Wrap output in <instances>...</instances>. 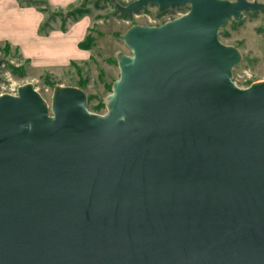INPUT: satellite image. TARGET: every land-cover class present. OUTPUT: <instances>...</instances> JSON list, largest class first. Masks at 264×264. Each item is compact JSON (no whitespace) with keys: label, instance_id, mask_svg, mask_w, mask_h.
Segmentation results:
<instances>
[{"label":"water","instance_id":"water-1","mask_svg":"<svg viewBox=\"0 0 264 264\" xmlns=\"http://www.w3.org/2000/svg\"><path fill=\"white\" fill-rule=\"evenodd\" d=\"M148 3L189 7L121 34L104 112L0 92V264H264V80L218 36L264 2L114 1Z\"/></svg>","mask_w":264,"mask_h":264},{"label":"rangeland","instance_id":"rangeland-1","mask_svg":"<svg viewBox=\"0 0 264 264\" xmlns=\"http://www.w3.org/2000/svg\"><path fill=\"white\" fill-rule=\"evenodd\" d=\"M114 1L125 5L132 0H76L74 4H70L71 6L82 3L88 7L89 11L86 14L90 21L86 33L93 37L87 58L76 62L80 66L78 71L71 64L62 68L53 66L38 70L29 62L22 60L12 46L6 54L0 50V58H4L0 69V92L11 93L10 82L18 85L31 82L49 102L55 85H74L86 92L89 110L104 112V99L111 90L113 79L117 78L119 73L115 55L120 51L129 53V48L120 39L121 34L134 23L156 25L183 14L189 7L188 4H184L160 10L156 4L148 3L124 14L115 8ZM56 23H59L58 18ZM218 36L223 43L231 44L240 50V62L232 69V80L237 86H247L253 81L264 80L263 8L245 11L241 19L229 20L220 28ZM0 46L5 45L0 43ZM11 65H23L24 71L18 74L11 70ZM79 82H85L84 86L79 85ZM99 101L103 107L94 109L92 106Z\"/></svg>","mask_w":264,"mask_h":264},{"label":"crops","instance_id":"crops-1","mask_svg":"<svg viewBox=\"0 0 264 264\" xmlns=\"http://www.w3.org/2000/svg\"><path fill=\"white\" fill-rule=\"evenodd\" d=\"M76 0H47L51 10L68 7ZM45 13L35 5H25L19 0H0V43L9 42L20 58L28 59L33 68L67 67L71 61L87 58L89 50L81 48L78 42L84 38L89 17L68 20L65 30L59 23L52 22L46 34L38 31Z\"/></svg>","mask_w":264,"mask_h":264},{"label":"trees","instance_id":"trees-1","mask_svg":"<svg viewBox=\"0 0 264 264\" xmlns=\"http://www.w3.org/2000/svg\"><path fill=\"white\" fill-rule=\"evenodd\" d=\"M19 3L25 4V5H35L39 10L43 11L45 13V16L43 17L38 31L42 34H46L49 29L52 28V22L56 21V18L59 19V28L61 30H65L66 25L68 23V20H76L78 17H80L83 14L88 13L89 9L85 6V4L80 3L79 5H69L64 8H57L54 10H51L50 4L47 2V0H19ZM93 41V37L90 34H85L84 38L78 42L79 47L88 49ZM5 46L1 47L0 50H2L5 54L8 53L9 48L11 47L9 42H3ZM14 49L17 51V48L14 47ZM25 61L29 62L28 59H24ZM71 65L75 66L76 70H80V66L75 62L71 61ZM11 70L14 72L22 73L24 71V66H10ZM85 82H79V85L84 86ZM107 88L109 89V84H107ZM94 109H98L103 107V104L101 101L98 102V104H95L92 106Z\"/></svg>","mask_w":264,"mask_h":264},{"label":"built area","instance_id":"built-area-1","mask_svg":"<svg viewBox=\"0 0 264 264\" xmlns=\"http://www.w3.org/2000/svg\"><path fill=\"white\" fill-rule=\"evenodd\" d=\"M17 86H18L17 83L10 82V83H9V89H10L9 91H10L11 93H14V92L16 91Z\"/></svg>","mask_w":264,"mask_h":264}]
</instances>
